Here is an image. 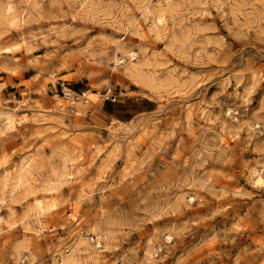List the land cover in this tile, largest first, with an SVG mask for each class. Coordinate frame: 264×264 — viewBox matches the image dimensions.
<instances>
[{
	"label": "rangeland",
	"instance_id": "obj_1",
	"mask_svg": "<svg viewBox=\"0 0 264 264\" xmlns=\"http://www.w3.org/2000/svg\"><path fill=\"white\" fill-rule=\"evenodd\" d=\"M8 46L0 264H264V0H0Z\"/></svg>",
	"mask_w": 264,
	"mask_h": 264
},
{
	"label": "bare ground",
	"instance_id": "obj_2",
	"mask_svg": "<svg viewBox=\"0 0 264 264\" xmlns=\"http://www.w3.org/2000/svg\"><path fill=\"white\" fill-rule=\"evenodd\" d=\"M35 5H37V3ZM14 10H15V6L10 1L7 2L5 5V13L7 14V16H13L12 14H13ZM17 19L18 18L14 17L12 20H10V24L13 27L17 25V23H18ZM162 22H163L162 16L160 18H156V23H158V24L160 23V25H161ZM12 50H13L12 47H9V46L4 47V48L0 49V54H8V53H11ZM127 53H129L131 57H138V53L133 51V50H129ZM65 92H66L67 96H69V95L71 96V94H73L70 89H66ZM84 94H87V92ZM80 96L83 97V95H80ZM11 113H13V112L3 114L5 116V118L3 119V122H4V128L3 129L6 131L11 130L15 127L16 121H15V119ZM4 130H2L0 132L4 133ZM66 176H72V175H71V173H67ZM21 183H22V177H19L17 180L16 186H18ZM13 192H14L13 189L10 190L9 195H11ZM1 200H4V199L2 198ZM33 209L35 210L34 218L36 220V225H37L36 233H38L45 228V226L43 225V218L42 217L45 214L47 208L44 206V202L42 200H37ZM12 210L13 209H11V214L15 213ZM73 216L75 217V214H73ZM96 237H97V241H96L97 245H101V236L99 234H97Z\"/></svg>",
	"mask_w": 264,
	"mask_h": 264
}]
</instances>
